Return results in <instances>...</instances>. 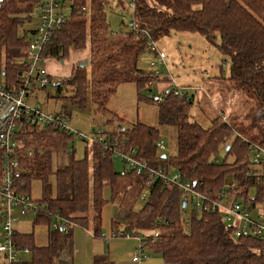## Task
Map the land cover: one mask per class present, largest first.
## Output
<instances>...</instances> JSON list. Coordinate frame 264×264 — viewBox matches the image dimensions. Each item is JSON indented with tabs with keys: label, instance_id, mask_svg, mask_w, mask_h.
Listing matches in <instances>:
<instances>
[{
	"label": "trees",
	"instance_id": "1",
	"mask_svg": "<svg viewBox=\"0 0 264 264\" xmlns=\"http://www.w3.org/2000/svg\"><path fill=\"white\" fill-rule=\"evenodd\" d=\"M38 1L6 0L0 8V69L11 86L21 83L28 67L27 46L33 29L24 25L32 21ZM70 1L71 18L54 32L44 55L64 60L71 50L87 52L83 60H88V65L73 63L67 80L74 92L65 97L74 107L90 102L97 112H109V99L120 84L134 82L140 90L159 78V73H145L138 66L146 48L158 50L159 56L163 52L153 41L173 32H197L229 60L230 74L225 77L235 88L254 93L260 114L253 118L252 126L264 117V0H130L133 9L128 25L134 23L135 27L126 32L112 31L107 18L109 8L115 5L123 9L126 0ZM54 76L49 73V85ZM57 86L60 98L62 84ZM176 90L178 87L172 85L155 99L159 124L177 129L178 151L170 159L158 154L159 128L140 123L106 131L102 142L97 139L93 143L91 160L88 155L75 156L71 148L75 135L63 128L31 127L19 134L26 154L19 190L31 196L32 180L42 182V197L37 200L40 210L33 215V224L50 225L59 215L68 220L69 227L62 232L51 226L48 242L40 245L33 233L18 232L15 222L13 240L17 249L29 250L26 255L30 259L22 257L11 264H87L73 261L72 227L91 224L95 236L103 235L102 212L111 201L120 209L111 220V228L123 225L121 235L144 238L143 248L159 253L166 264H264V238L249 232L236 235L234 223L211 208L202 212L193 209L185 215L188 204L182 205L185 200L180 187L137 174L124 162L125 169L118 170L116 158L106 149L109 139L115 143L119 138L121 145L114 146L137 148L138 157L155 167L172 164L196 183L207 200H231L255 210L264 201V182L249 173V168L255 147L264 148V127L257 126L262 135L258 143L234 132L223 114L204 128L190 118L195 93L177 95ZM221 147L226 153L223 160L217 158ZM229 156L234 159L227 160ZM2 175L0 149V187ZM122 178L127 179L125 187ZM252 187L258 188L255 197L248 196ZM138 200L142 205L136 207ZM112 233L111 238L118 234ZM1 237L3 240V232ZM92 264L114 262L104 253L94 255Z\"/></svg>",
	"mask_w": 264,
	"mask_h": 264
},
{
	"label": "rangeland",
	"instance_id": "2",
	"mask_svg": "<svg viewBox=\"0 0 264 264\" xmlns=\"http://www.w3.org/2000/svg\"><path fill=\"white\" fill-rule=\"evenodd\" d=\"M70 4V0H65L64 8L67 13L71 11ZM126 5L130 9H127V6L122 9L113 5L107 10V18L112 31L126 32L130 30L131 27L128 23L132 20L133 8L130 0H126ZM36 25L35 9L32 21L25 23L24 28L34 29ZM153 43L165 53L166 62L161 61L158 50L146 48L138 59V66L145 73H159V78L153 79L151 83L140 90L134 82L120 84L109 99L110 111L107 113L97 112L95 106L90 102L85 107H74L69 98L65 97L74 92V86L67 82L72 62L77 64L78 61L86 59L82 57L74 60V50H71L69 55L64 58L63 64L55 61V59H52L54 61L46 62L45 59L41 61L40 64L46 67L49 72L54 73L55 76L51 85L45 89L37 88L29 96L28 101L31 105L40 106L47 113L54 114L60 111L67 113L70 118V126L78 133V136H75L71 143V148H74L77 158H84L88 155L91 160L95 139L107 136L106 131L121 127L131 128L137 123L158 127L159 138L165 142V147L159 149L158 154H166L168 159L175 156L178 151L177 129L171 124H159V104L155 100L161 95H165V90L172 85L178 87L180 92L195 93L194 103L190 109L192 121L206 128L210 126L211 120L215 116L223 114L233 125L234 132L239 133L242 137H247L254 143H258L262 139L257 126L264 127V117L258 118L256 127L252 126L253 118L256 119L260 114L254 93L236 89L235 83L225 77L230 74L229 60L225 59L219 50L207 41L206 37L197 32H173L169 36L153 41ZM152 62L155 63L154 66H152ZM222 73L223 77L218 76ZM2 77L4 76L0 72V78ZM55 83L62 84L60 98L57 97L56 87L58 86L54 85ZM150 97L154 100H151ZM230 140L232 139H229V142H231ZM225 154V148L221 147L217 158L223 160ZM233 159L232 156H229L227 160L232 161ZM124 165L122 161L116 158L115 166L118 170L123 171ZM169 168L171 176H175L177 172L175 167L171 164ZM41 191V180H32V198L40 200ZM131 193L129 191V196ZM248 194L250 197L257 196L258 188H250ZM136 204V207H139L142 205V201L138 200ZM260 209H264V201L257 204L254 211L256 216ZM189 210H191L190 204L185 215L189 213ZM15 211L18 219L23 218L22 222L17 224L18 230L22 232L34 231L37 236L35 240L37 239L39 243L43 242L40 237L45 235V232L41 231L44 227L34 226L32 214L21 215L18 209ZM118 211L120 212L117 202L106 203L102 212V233L112 231L111 220ZM233 221L234 217L229 223ZM78 229H75V236L81 242L84 258L89 264H92L93 255L97 252L109 254L116 264H166L159 253L149 248H144V255L140 261L134 262L132 260L134 252L142 250L139 237L132 234L121 235L120 232L124 231L123 225L114 229L118 234L109 241L104 240L102 235L95 236L91 224L81 231ZM1 242L2 238H0ZM22 257L25 260L30 259V255L23 254Z\"/></svg>",
	"mask_w": 264,
	"mask_h": 264
},
{
	"label": "built area",
	"instance_id": "3",
	"mask_svg": "<svg viewBox=\"0 0 264 264\" xmlns=\"http://www.w3.org/2000/svg\"><path fill=\"white\" fill-rule=\"evenodd\" d=\"M64 2L65 0L38 1L36 7L37 25L28 42L26 57L28 67L22 76V81L17 86H11L5 77L0 78V149L3 153V175L2 186L0 187V220L3 223V240L0 243V255L3 257V264L21 261L22 255L29 253L27 248L17 249L13 240L14 223L18 219L15 210L18 209L21 215H36L40 210L37 200L19 190L18 180L25 170L26 157L19 134L24 132L26 128L55 126L78 136L77 131L70 126V118L66 112L47 113L40 106L31 105L28 101L34 89L47 87L50 84L49 71L40 63L43 59L46 61L48 58L44 53L54 32L61 29L71 18V11L67 13ZM5 3L6 0H0V8ZM130 26L134 28L135 24L130 23ZM149 45L154 48L151 43ZM160 56L166 61L164 52H160ZM1 75L4 76V73L1 72ZM175 94L181 95L182 93L176 90ZM80 136L84 138L82 134ZM97 139L101 142L104 140L101 137ZM97 139L94 141H98ZM111 140H108L106 149L112 156L124 162L137 174L147 175L153 181L160 178L166 184L180 187L182 198L188 206L191 205V211L194 209L197 212H202L210 208L214 211H220L227 222H230L234 217L236 235L240 236L242 233L249 232L264 238V209H260L256 216L255 210H251L249 205H242L231 200L230 202L217 199L209 201L200 189L195 187L196 183L187 179L181 172L177 171L175 176H171L169 166L155 167L147 160L138 157L137 148L126 146L118 148L114 144L121 145V140L118 138L115 143ZM157 147L163 149L165 147L164 141H158ZM249 173L255 174L264 182L263 147H255ZM51 226L52 228H60L63 232L68 229L69 224L66 218L56 215ZM114 235L115 233H112V236ZM155 235L157 236V233ZM143 240L144 238L139 237L142 250H140L141 255L138 250L134 252L132 259L134 262L140 261L144 255Z\"/></svg>",
	"mask_w": 264,
	"mask_h": 264
},
{
	"label": "crops",
	"instance_id": "4",
	"mask_svg": "<svg viewBox=\"0 0 264 264\" xmlns=\"http://www.w3.org/2000/svg\"><path fill=\"white\" fill-rule=\"evenodd\" d=\"M75 51V57H74V60H78V59H80V58H84L85 57V55H87V52L86 51H84V52H81V51H76V50H74ZM52 59H55V61H57V62H59V63H62L63 64V60L62 61H59V59H57L56 57H48L47 59H46V62L47 61H54V60H52ZM81 61V60H80ZM79 62V61H78ZM74 62H72V64H71V68H72V66L74 65L73 64ZM71 70V69H70ZM49 71V70H48ZM50 74H53L54 75V73H51V72H49ZM71 73V72H70ZM58 85H59V83H58ZM56 86H57V84H56ZM36 89H34L33 91H32V93H31V95L34 93V91H35ZM122 183H123V187H125L126 185H127V179L126 178H122ZM34 219V218H33ZM33 219H32V221H33ZM22 220H23V218L22 219H17V222H16V230L18 231V232H21V233H33L34 234V237H36L37 238V236L35 235V233H34V231H29V232H22V231H20V230H18V228H17V224H19V223H21L22 222ZM51 224L52 223H50V225L49 224H40V225H38L39 227H44V228H42L41 229V231L42 232H45V235H42L40 238H42L41 240L43 241V242H41V243H39V242H37V239H36V243H38V244H40V245H44V244H46L47 242H48V232H49V229L51 228ZM35 226V225H34ZM33 226V227H34ZM89 227V226H88ZM88 227H85V226H82V225H80V224H74L73 225V241H74V253H73V261H75V262H77V263H87V264H89L86 260H85V258H84V254H83V251H82V249H81V242L79 241V239L75 236V229L76 228H79L78 229V231H81L82 229H86V228H88ZM92 227V226H91ZM44 229H45V231H44ZM111 230L112 231H110L109 233H104L103 232V235H102V237H103V239L104 240H106V241H109L110 239H111V236H112V232H114L115 230L113 229V228H111ZM1 232H2V226H1V224H0V238H2L1 237ZM102 234V233H101ZM46 236V239H44V237ZM109 243V242H108ZM96 254H104V252H97V253H95L94 255H96ZM94 255H93V257H94ZM111 258V257H110ZM112 259V258H111ZM113 260V259H112ZM92 261H93V259H92ZM113 262H114V260H113ZM0 264H3V257L0 255ZM114 264H116L115 262H114Z\"/></svg>",
	"mask_w": 264,
	"mask_h": 264
},
{
	"label": "water",
	"instance_id": "5",
	"mask_svg": "<svg viewBox=\"0 0 264 264\" xmlns=\"http://www.w3.org/2000/svg\"><path fill=\"white\" fill-rule=\"evenodd\" d=\"M78 67H80V66H85V65H88V60H83V61H80L78 64ZM58 85V84H57ZM123 127H121V129H122ZM227 149H229V147H227ZM166 155H164V157H165ZM186 201H183V207H186Z\"/></svg>",
	"mask_w": 264,
	"mask_h": 264
}]
</instances>
